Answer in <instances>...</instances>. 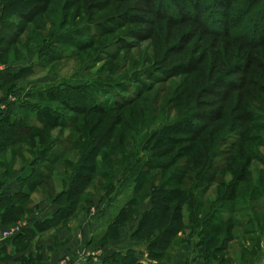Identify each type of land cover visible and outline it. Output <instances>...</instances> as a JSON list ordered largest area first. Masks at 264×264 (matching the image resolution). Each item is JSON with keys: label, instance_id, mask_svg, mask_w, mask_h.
<instances>
[{"label": "rangeland", "instance_id": "rangeland-1", "mask_svg": "<svg viewBox=\"0 0 264 264\" xmlns=\"http://www.w3.org/2000/svg\"><path fill=\"white\" fill-rule=\"evenodd\" d=\"M75 1L69 23L56 31L55 40L43 41L47 27L45 32H37L36 39L30 40L31 32L27 31L9 51L0 50V71L4 73L0 81L15 78L1 90L0 103L9 95L18 99L8 110L13 109L9 119L38 127H43L41 120L52 123L42 137L0 155V183L26 165L36 170L16 177L18 190L27 180L42 179L20 203L5 201L0 210L1 223L5 224L0 230L15 222H29L27 230L3 241L7 258L0 264H57L82 248L118 255L108 244L110 239L123 240L119 253L143 264H170L177 249L187 247L191 264H238L241 258L264 250V129L258 127L264 126V0ZM11 19L22 22L19 15ZM213 80L216 84L207 90ZM129 99L139 101L124 109L117 106ZM222 104L224 118L219 122L212 123L211 118L195 121L210 125L205 135L212 130L216 136L229 138L249 127V133L259 137L245 144L246 149L248 145L257 148L254 155H243L244 162L251 161L247 169L251 181L238 189L237 199L223 204L216 195L217 182L233 176H222L219 171L214 182H203V190H196L195 205L191 199L193 215L185 207V229L174 236L165 257L155 261L148 250L158 233L136 237L140 219L153 207L162 186L175 183H167L169 175L183 171L179 165L189 156L179 157L165 173L161 166L171 164L176 155H185L190 146L201 144L194 132L177 129L178 122L191 109L194 115H202V111H214ZM71 105L86 113L74 112ZM99 108L108 110V118L98 112ZM75 116L88 121L85 128L89 124L100 126L98 132L117 121L133 139L123 134L122 147L102 149L98 159L106 166L100 170L104 176H97L70 214L61 218L56 196L65 199L61 192L80 170L83 155L92 149L88 135L93 139L98 133L91 134L89 127L80 132L77 126L56 125L69 124ZM251 116L260 118L247 120ZM80 123L77 120V125ZM190 124L191 130L198 132L195 123ZM160 126L166 130L161 131ZM72 139L73 147L68 151ZM226 141L220 143L219 150L232 148L231 141ZM54 142L61 143L46 156L64 153L52 170L39 154ZM236 151L243 153L238 148L233 153ZM105 152L110 153L107 160L103 159ZM63 156L69 163L61 162ZM215 161L222 165L224 160L218 157ZM254 188L263 192L251 198ZM224 192L223 188L222 195ZM40 209L46 214L41 211L42 220H36L34 215ZM231 216L232 222L223 223ZM209 223L221 224L223 230L208 235L212 231ZM231 223L236 224L232 229L236 238L217 253ZM209 240L212 247L207 250ZM91 259L84 264L103 262L99 257Z\"/></svg>", "mask_w": 264, "mask_h": 264}, {"label": "trees", "instance_id": "trees-1", "mask_svg": "<svg viewBox=\"0 0 264 264\" xmlns=\"http://www.w3.org/2000/svg\"><path fill=\"white\" fill-rule=\"evenodd\" d=\"M75 3V0H0V8L3 12V15L1 17L2 27L0 29V50L3 49L4 51H9V47L15 44L18 41V38L27 31L31 32V35L29 37L30 40L36 39L34 36L37 35V32H45L47 27L49 30L43 38V41L48 42L50 40H55L54 36L56 31L60 28H63V26H66L69 23L72 15V10L75 7ZM14 15H19V18L22 22L18 23V21L12 20L11 17H13ZM73 20H75V17H73ZM1 74L3 75L4 73L0 71V77ZM12 79L15 78L9 77L0 81V90H2L7 83L11 82ZM216 82L217 80H213L212 82H210L207 86L208 89H206L209 90V88L213 87ZM66 86L67 88L78 89L74 88L70 84H66ZM140 95L141 92L136 97L139 98ZM56 100L59 101L58 97L56 98ZM137 101L139 100L129 99L126 101V103H123L124 105L118 104L117 106H120V108L124 109L125 106H134ZM70 108L77 113H86L84 111H80L75 105H71ZM224 109L225 107L222 104L219 105L218 109L214 111H202V115H194L195 113L191 109L187 114L183 116L184 120L181 119L184 122L180 120V122H178V125L180 124V127L177 129L183 128L185 131L188 129L189 132H194V135H196L195 139L199 138L201 144L190 146L186 150L185 155H176V158L173 159L171 164L161 166L165 173L167 169H169L170 166L173 165V163H177V159L179 157H186L187 155L189 156L188 159H184L179 165V167L182 168L183 171L180 172L179 170H175L172 174L169 175L167 183L172 182V180H174L175 183H171L170 187L164 188V186H162L163 188L160 189L161 194L158 195V199L156 201H153V207L146 210L140 219L138 228L135 232L136 237L145 238L146 236L153 233H158V236L152 242H150L151 249L148 250V256L155 261H158L165 257L166 252L172 244L174 236L185 229V207L189 208L190 215H193L191 199L192 203L195 205V197L197 194L196 190H203V182H207L208 185L211 182H214L217 179L216 173H218L219 171L222 172V176H224L226 173H230L233 176L229 181L220 179V181L217 182L218 188L216 195L220 197V202H222L223 204L227 201L230 202L237 199L239 193L238 189L240 188V190H242L244 183L247 181H251V178L249 176L250 173L248 174L247 171V169H250L251 161L249 160L247 161V163L244 162L243 155L247 153L254 155L257 148L255 149V146L248 145L246 149L247 145L245 144L249 140L253 139V137H259H256L252 133H249V127L245 130L236 131L234 135H229V138L222 135L216 136L215 133L211 132L212 130L209 131L211 133L210 135H205L204 133L210 129V125H206L207 122L204 121L201 123L195 121V119L197 118H201L203 120L211 118L212 123L219 122L224 118ZM11 111H8L5 115L0 114V155L2 153H8V150L15 145L23 144L27 141L33 140L34 138L42 137L45 134L46 130L50 128L52 124L48 120H41L43 127H38L32 125L30 126L25 122H20L19 119L11 120L9 119ZM92 111L93 110H90L89 112ZM106 111L108 110L99 108L98 112L100 114L106 115ZM211 112L215 114H211ZM208 113L210 115L209 117H207ZM212 115L214 116L212 117ZM259 118V116H251L247 120L256 121ZM109 119L111 120V118ZM77 120H80L81 122L78 125ZM85 122L84 120H81V118L79 119L77 116H75L73 118V121L69 122V124L56 123V125L67 127L77 126L76 129L80 132H84L89 127L91 130V134H95L99 131L100 126H97L96 124L90 126V124L88 123V127L85 128ZM98 122L99 121H97V123ZM192 122L195 123L194 125H196V129L198 130V132H196V130L194 131V129L191 130L193 124L190 123ZM117 124L119 123H117V121H114V123H112L109 128L106 127L105 129L100 130V132H98L93 139L92 136L88 135V138L91 141L90 145L92 146L91 151L87 150V152L84 154L85 156L83 155L81 165L79 166L80 170H77L73 173V177L70 181L71 184L61 192L62 194H64L65 199L59 200L60 196H56L57 199L55 200V202L59 206L58 213H60L61 218L67 217V215L70 214L69 212L75 208L77 202L81 201L82 193L88 188V186L91 185V183L97 176H104V174H101L102 171L100 170L105 165L98 159L102 149H109L113 145H115L116 147H122L123 143L120 140L123 134H128V137L130 139H133L132 134L125 131L124 127L126 126L119 128ZM184 124H187L188 127H183ZM112 125L114 126L112 127ZM128 127L132 129V126ZM258 127L260 129H264V126L262 125H258ZM164 130H166V127L162 126L161 131ZM103 136H105L106 138L102 139ZM116 137H118V141L113 142ZM192 138L193 137H191V139ZM228 139L229 141H231L230 144L232 145V148L228 152L219 150L220 143L225 144L227 143L226 140ZM72 142L73 139L71 140V146L68 148V151L72 150ZM60 143L54 142L53 144L45 146L43 152H40L39 154V158L49 163V165L52 166V170H55L57 168L56 164L64 152L61 151L62 153H50V155L48 156H46V154L49 151L53 150L55 146L57 144L59 145ZM74 146L77 145L74 144ZM237 148L242 149L243 153H241V151H236L235 153H233ZM254 149L255 151H253ZM109 157L110 153L105 152L103 159L107 160ZM218 157H223L224 161L222 165L216 164L215 160ZM67 161V158L63 156L61 162L63 164H67L69 163ZM151 168L152 167H150L149 170ZM35 170L36 167L32 166L31 174H33ZM188 171H191L192 174L188 175ZM37 174L38 173H36V175ZM46 177H50V174H47ZM153 179L156 180V175L153 176ZM41 181L42 179H32L30 182L27 180L25 181L26 183L24 182L21 188L15 192V194L0 195V210L2 208H5V201H13L12 204L20 203L25 196L27 197L28 194L31 193L32 190H34L35 186H38L42 183ZM151 181L152 178L148 179L146 183H150ZM140 187L141 186H139V188ZM223 188L225 189V192L222 195ZM256 191H260V193H255ZM262 192V190L254 188L250 197H257ZM198 195H200L199 192ZM7 210L8 209H5V213ZM190 217L192 218V216ZM194 221L196 220L194 219ZM232 221L233 217L231 216L230 219L223 221V223ZM209 224H212L210 225V229L212 231H210L208 235H213L220 232V230H223L221 224ZM235 225L236 224L231 223V225H229L227 229H225V233L222 237L221 247L219 249H216L217 253L226 250L228 248V244L236 238L232 230ZM11 239H8L7 241ZM4 242H6V240ZM4 242L0 244V261L7 258L5 255V248L2 246ZM211 247L212 241L209 240L207 242L206 249L208 250ZM116 252H118V255L111 254L105 261L100 264H143L142 262L136 261L134 259H127L126 253L121 254L119 253L120 251H115L114 253Z\"/></svg>", "mask_w": 264, "mask_h": 264}, {"label": "crops", "instance_id": "crops-1", "mask_svg": "<svg viewBox=\"0 0 264 264\" xmlns=\"http://www.w3.org/2000/svg\"><path fill=\"white\" fill-rule=\"evenodd\" d=\"M1 13H2V9L0 8V29L2 27ZM0 92H1V90H0ZM26 166L24 168H22L21 170H15L14 172H12L11 177L8 179V181L0 183V195H2V194L11 195L18 190L19 182H17L16 177L17 176H24L22 174L23 172H25V176L29 172H31L32 167H30L29 165H26ZM45 207H47V204L45 205ZM41 211H42V209L36 211V214L34 215L36 220H42L41 217L39 216ZM42 214L45 215L46 214L45 211H42ZM1 222L2 221L0 220V224H1L0 226L1 227L5 226V224H2ZM108 244L111 245L112 248H114L113 250L118 251V250H122L121 248H123V247H121L123 245V240L110 239L108 241ZM105 245H107V244H105ZM116 248H119V249H116ZM113 250H111V251H113ZM176 254H177L176 257L174 258V260L172 259V263H170V264H191V262H192L191 259L190 258L188 259V257H190L188 247L182 248V249H177ZM110 255H111V252H108V254H105V255H103L100 252V255L98 257H99V259L101 258L104 261ZM241 259L242 260H240L238 264H264V250H260L259 253H256L251 258H248V259L241 258ZM94 260H97V259L93 258L90 261H94Z\"/></svg>", "mask_w": 264, "mask_h": 264}, {"label": "built area", "instance_id": "built-area-1", "mask_svg": "<svg viewBox=\"0 0 264 264\" xmlns=\"http://www.w3.org/2000/svg\"><path fill=\"white\" fill-rule=\"evenodd\" d=\"M0 68L2 67L0 66ZM17 100V97H15L14 95H9L6 102L0 103V114L7 112L10 107L15 106L17 104ZM28 226V220H23L13 223V225L9 226L6 229L0 230V243L21 234ZM99 255L100 253L97 251L94 252L90 249L82 248L73 257H65L61 259L57 264H84L90 258L98 259Z\"/></svg>", "mask_w": 264, "mask_h": 264}]
</instances>
